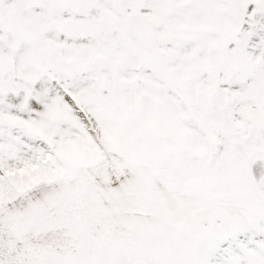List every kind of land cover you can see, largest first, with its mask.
<instances>
[{
  "label": "snow or ice",
  "instance_id": "6c2138e0",
  "mask_svg": "<svg viewBox=\"0 0 264 264\" xmlns=\"http://www.w3.org/2000/svg\"><path fill=\"white\" fill-rule=\"evenodd\" d=\"M0 264H264V0H0Z\"/></svg>",
  "mask_w": 264,
  "mask_h": 264
}]
</instances>
